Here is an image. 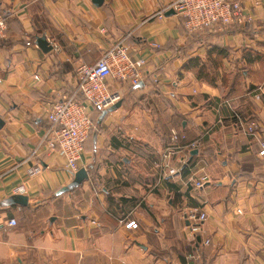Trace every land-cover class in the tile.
<instances>
[{"label":"crops","instance_id":"1","mask_svg":"<svg viewBox=\"0 0 264 264\" xmlns=\"http://www.w3.org/2000/svg\"><path fill=\"white\" fill-rule=\"evenodd\" d=\"M172 1L0 0V264H264V162L242 127L253 121L264 139V0H240L249 22L190 34L181 17H156ZM118 42L147 78L93 114L80 160L89 179L58 195L74 178L39 146L46 109ZM172 130L183 151L165 164ZM16 195L27 204H11ZM198 205L208 217L193 242L184 213Z\"/></svg>","mask_w":264,"mask_h":264},{"label":"built area","instance_id":"2","mask_svg":"<svg viewBox=\"0 0 264 264\" xmlns=\"http://www.w3.org/2000/svg\"><path fill=\"white\" fill-rule=\"evenodd\" d=\"M168 11L181 17L188 34L213 27L238 26L251 21L240 0H173L166 9L157 12L156 17L163 18ZM7 28V19L0 14V40L6 39ZM145 67V60L133 59L130 47L123 42L113 44L93 65L79 66L76 71L74 92L61 101L52 103L46 109L45 120L49 123V128L39 144L43 154L59 158L70 175L78 172L84 143L95 130L93 114L95 112L100 114L119 103L126 86L142 85L147 78ZM254 98L259 99L260 93H256ZM224 105L230 108L228 101H225ZM230 112L238 120V124L242 125L241 117L239 118L232 110ZM242 127L248 136L257 138V156L264 162V139H258V124L251 121ZM183 140L184 135L174 130L170 132V144L162 153L165 164L183 151L180 144ZM199 146V142H193L187 148L193 151ZM35 172L37 170L30 173L32 175ZM175 173V170L169 168V175ZM205 182H208V178H201L194 182V187L202 188ZM207 217L205 208L199 205L184 213L187 223L185 229L193 242L204 233L203 225ZM15 225V220L8 222V226ZM125 228L136 229L137 224L130 221L126 223ZM202 243L205 246L209 241L202 240Z\"/></svg>","mask_w":264,"mask_h":264},{"label":"water","instance_id":"3","mask_svg":"<svg viewBox=\"0 0 264 264\" xmlns=\"http://www.w3.org/2000/svg\"><path fill=\"white\" fill-rule=\"evenodd\" d=\"M101 1L102 0H93V3L96 5V6H99L101 4ZM173 12L171 11H168L167 12V16H173ZM36 46L42 50V52H49L51 51V47L50 45L48 44V42L46 41V37L45 36H42V37H39L36 39ZM120 106V102L115 104L113 107H111V109L107 110V111H104L102 112V116L101 117H104L108 112H110L112 109L114 108H117ZM1 122V121H0ZM2 124V122H1ZM0 124V126H1ZM197 152V150H194L190 156H192L193 154H195ZM73 181L65 186L63 189H61L60 191L57 192L58 195H61L62 193H65L66 191H69L73 188H77L80 186V184L85 181V180H88L89 177H88V172H87V169L85 168H81L78 172H76L74 175H73ZM9 202L11 204H18L20 206H25L27 204V199L26 197H23L21 195H16V196H13L12 198H10Z\"/></svg>","mask_w":264,"mask_h":264},{"label":"trees","instance_id":"4","mask_svg":"<svg viewBox=\"0 0 264 264\" xmlns=\"http://www.w3.org/2000/svg\"><path fill=\"white\" fill-rule=\"evenodd\" d=\"M198 77H199L202 81H204V82H206V83L208 82V83H210V84H212V85L215 83L216 78H217V77H215V74H213V72H212L211 74L206 73V71H205V67L202 68V70L198 72ZM189 142H190V141H189Z\"/></svg>","mask_w":264,"mask_h":264}]
</instances>
